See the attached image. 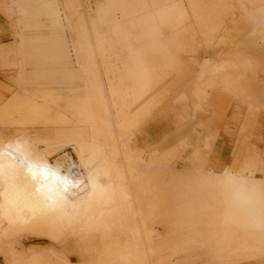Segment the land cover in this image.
Listing matches in <instances>:
<instances>
[{
    "label": "bare ground",
    "instance_id": "obj_1",
    "mask_svg": "<svg viewBox=\"0 0 264 264\" xmlns=\"http://www.w3.org/2000/svg\"><path fill=\"white\" fill-rule=\"evenodd\" d=\"M162 2H152V8L178 9L181 15L170 23L176 22L188 42L205 39L210 33L203 29L219 26L204 17L207 0ZM60 3L74 49L71 60L50 49L49 60L37 63L30 77H19L15 88L0 82V264H236L263 258L264 218L256 219L261 208L255 204L257 199L264 204V172L237 176L215 168H263L248 159L226 161L220 138L235 104L248 107L251 125L264 107V6L251 12V31L231 53L234 61L249 53L246 68L239 64L246 73L251 67L262 70V85L255 88L256 79L237 71L236 64L226 74L208 77L212 66L206 61L196 78L185 81L192 69L169 52H153L156 64L143 61L149 50L130 48L131 37L121 31L132 22H122L127 17L120 10L127 3L144 9L137 0H103L96 7L92 0ZM39 7L53 15L58 2ZM41 18L38 24L44 23ZM177 35L166 39L179 40ZM190 45L186 52L192 55ZM17 65L26 71L25 62ZM156 86L157 96L151 91ZM203 115H209L206 122ZM174 137L180 140L171 143ZM245 148L238 150L250 152ZM195 186L198 191L190 190ZM206 215L212 219L202 220ZM21 237L53 246L38 250L21 244L18 250ZM72 244L76 263L68 251Z\"/></svg>",
    "mask_w": 264,
    "mask_h": 264
},
{
    "label": "rangeland",
    "instance_id": "obj_2",
    "mask_svg": "<svg viewBox=\"0 0 264 264\" xmlns=\"http://www.w3.org/2000/svg\"><path fill=\"white\" fill-rule=\"evenodd\" d=\"M47 1H49V0H34L33 3L31 2V4H33V7L36 9V8H38V5L43 4V3H46ZM51 1L52 2H54V1H57L58 2V8L56 9V12L57 13H62L63 14V17L65 18L66 10H65L64 6L60 3L63 0H51ZM95 1H96V3H95ZM102 1L103 0H98V1L97 0H92V2L94 4V7H96V5L100 4ZM154 1L155 0H137V2L144 9L138 7V10H137L133 6L131 8L130 7L131 4H129L130 5L129 6L128 3L126 5H124L125 7H123L121 10L119 9L123 14L125 12V17H127L125 19H121V21L123 22V21H125L127 19L130 22H132V23L129 22L130 24H132L131 26L128 24L127 27H126V25H123L122 24V28H121V31L124 34L127 33L126 35H127L128 39L130 37L133 38L132 40H131V38L129 40L127 39L128 42L126 41L130 45V48L132 47V48H134V50H136L137 48H140V46L142 45L141 46V49H139V50L137 49V50L138 51L143 50V51H140V52H143V54H144V52H146V51L149 50L148 52H146V54H144V55L141 56L142 59L144 58L143 61L146 60L148 63H150V65H153L156 62L155 59H158V57L156 58V56H155V58H153V56L155 54V53L153 54V52H156V54H157V51L158 52H160V51H162V52H169L170 55L175 58L174 60L176 62H178L179 64H183V65H184V62H187L188 63L187 64L188 65V68H191L192 69V71L189 70L187 72V77H186L185 81L186 80H189V79L196 78L199 75V72L198 71L200 69V65L202 63H206V61L209 62L210 65L212 66V69H211L210 73H208V77H210L211 74H214L216 71L218 73H221V74H223V73L226 74V73L230 72L231 69H232V68L230 69L229 67H232L233 65L234 66L238 65L236 68L239 69V70H237V69H235V70L239 71L240 73L242 72L243 74L245 72L244 76L245 75H247L246 77L249 76V79L250 80L252 79V81L254 79H256V85H255L256 87L255 88H257V84L258 83H261L260 85H262L263 78L260 77V79H259V76H262L263 75V72H261L262 70L255 69V68H258V67H255V68H252L251 67L250 69H248L249 70L248 73H246V71L244 70L246 67L243 66V64H247V60L252 59L251 56H249V53L243 54V58H238V57L234 58L235 60H240V61H234L231 53L235 49H238L239 47L242 46V44H243L242 40L251 31L250 30L251 27H252L251 19H250V15L252 14L251 12H259L260 9H261V7L264 6V0H263V2H261V5L251 4L248 0H207V3L209 4L210 8L208 7V8H206V10H204V15H205L204 17L205 18L206 17L210 18V22L212 21L210 23V25H213L214 24L213 26H215V24L217 25V22H219V26H215L216 29H214L215 31L213 30L212 32H209L210 29H208V30L207 29L206 30L203 29L204 30V33L205 32L207 33V31H208V34L210 33L209 36L204 37L205 39L201 38L202 36L201 37L198 36V38H196L193 41V43L188 42L187 39H183L182 38L184 40V45H185L184 48L185 49H184V51H182V52L180 51V52L183 55L182 54H179L177 52V50L179 48H181L180 46L183 45V43H182L183 41H182V39L180 38V35H179V34H181L180 33V30L178 29L179 26L173 25L174 23H176L174 21L172 22L173 24L170 23L172 21V19L173 20H176V18L179 15H181L180 12L177 11L178 9H176V8H173L172 10L170 8H169L170 10H168V8L167 9L166 8H164V9L162 8L163 10L162 9L161 10L160 9H155V11L158 10L155 13V11L152 8V5L151 4L157 2L156 4L159 5L160 3H163L162 2L163 0H156V2H154ZM174 3H179V2H174ZM127 5H128V9L126 8ZM38 9L40 10L41 13H45V11L47 10V9H44L43 7H41V8L39 7ZM124 9H126V11ZM139 9H142V10L139 11ZM150 9L157 16H155V14H153ZM159 11L160 12L163 11V12L160 13ZM141 13H143V14H141ZM144 13H146L147 15L144 14ZM165 13H167V14H165ZM91 14L94 15L92 12H91ZM139 14H140V16L143 19L139 16ZM130 15L132 17H130ZM159 15H161V16L163 15L162 18L159 17ZM138 16H139V19L136 18ZM147 16H149L148 17L149 19L147 18ZM152 16H154L153 17V18H155L154 20H151ZM158 17L161 19V21H159L160 19ZM163 17H164V19H163ZM129 18L131 20L133 19V21H131ZM134 20H136V21H134ZM144 20H146V21L147 20L148 21L150 20L149 21L150 23H151V21H153L152 23H155V24H152V23L150 24L148 21H147V24H146V21H145V23H143ZM141 21H143V22L141 23ZM162 21H164V22H162ZM11 22L13 24H19L20 23L18 17L16 18L15 16L12 17V21ZM0 23H1V19H0ZM126 28H127V30H126ZM178 30H179V32H178ZM1 32H2V38H1V40L3 42L9 41L10 40V35L8 33H6V31H1ZM135 32L136 33L137 32L139 33V34L138 33L137 34L140 35V37L142 38V40H141V38H139V39L137 38L138 35ZM177 32H178V35H177ZM141 33L143 34V37H142V34ZM65 34L68 35V32H66ZM131 35H134V36H131ZM144 35H146V36H144ZM158 35L159 36L161 35L160 38L158 37ZM175 35L179 36L177 38H179L180 41L177 40V39H175V38L170 39V40H167L166 39V38H168L170 36H175ZM155 36H157V37H155ZM166 36H168V37H166ZM69 37H70V31H69V35L67 37L65 36L64 39H69ZM253 37H255V36H253ZM146 43L148 44V46L149 45L150 46L153 45V47L151 46L153 50L151 49L150 46L148 47ZM158 43H159L160 46H158ZM185 43H187V45ZM188 43L191 44L190 45V47H191L190 49L193 51V54L192 55L189 53V51L186 52V50L188 49V48L186 49V47L188 46ZM136 44H138L139 46L136 45ZM143 45L144 46H147V47H145V49H144V46ZM154 45L155 46L156 45L158 46V47L156 46L157 47V50H154V48L156 49V47ZM158 49H161V50H158ZM149 52H151V53H149ZM73 53H74V49L72 47V54ZM177 53L179 55H177ZM148 55H150V56H148ZM153 59H154L155 62L152 61ZM151 61H152V64H151ZM58 63H59V66H61V62H58ZM193 64H194V66H193ZM239 64L242 65V68H244V67L245 68L244 69H241V66ZM217 67H221V69L218 70ZM240 70H242V71H240ZM256 70L258 71V73H257ZM253 72H254V74L251 75V73H253ZM25 74H26V72L18 73V77H21V76L22 77H26L27 75H25ZM115 74H117V73H115ZM115 74H112V75H115ZM101 75H104V76L106 75L105 69L103 70V72H102ZM151 75H154V74L152 73ZM116 76H118V74ZM151 80L152 81H156L155 79L153 80V77H152ZM18 81H19V79H18ZM104 81H105V78H104ZM16 82H17V80H16ZM192 82H193V80H192ZM14 84H15V82H14ZM151 91L154 93V95L157 96L160 93L159 91H161V88H159V86L157 88V86H156V87H153ZM227 104L228 103L225 101L224 102V106H226ZM179 106L182 107V104L179 105ZM243 107H244V109H248V107L241 106L239 104H235V106L233 107L234 109H236L238 111V114H240V116L238 118H240L242 116V119H244L245 114L242 113L243 112L242 111ZM67 111H69V110H64L63 112L65 113ZM53 112L55 113V111H53ZM53 112L51 111V113H49L50 114L49 115V118L51 117V120H54L52 118L56 116V113L54 114ZM69 113H70V111L68 112V114ZM207 116L209 117V115H205L206 118H207ZM203 117H204V115H203ZM203 117H201V119H203L202 121H204L206 119L205 117L204 118ZM208 119L209 118H207L205 120V122ZM249 119L247 121H249ZM51 120H49V121L52 122ZM253 122H251V123H253ZM210 129H211L210 131H213L215 129L214 125H211ZM0 135H3L2 131H0ZM179 135H181V133L178 134L177 136H179ZM242 135H246V139H248V141H247V147L245 149H249L252 153L257 154V156L260 158V159L259 158L255 159V156H250L248 160L250 162H256L257 163L256 164L257 166H259V164H260V166L264 168V107L262 109H260V111H259V113L257 115V118H256V123L252 127L251 126L248 127L247 130L245 129V131H244V133ZM234 138H237L235 131L233 133V137H231L232 144H233ZM179 140H180V137H177V138L174 137V138H171L170 139V142L171 143H175V141L177 142ZM229 141H230V139H229ZM198 143L199 142H196L197 145H198ZM229 144H231V143H229ZM153 155L154 154L151 153V156L152 157H153ZM149 156L150 155L148 154L146 158H148ZM260 172L262 173V171H260ZM160 175L161 176H167V178L170 179V176L168 174H160ZM180 184L181 185L182 184H185V181L181 180L180 181ZM167 188H169V186L168 187L165 186L163 190H167ZM169 189H171V188H169ZM192 189H195V190L198 191V188L196 186L194 188H190V190H192ZM188 191H189V188H188ZM261 192H262V194H264V186L261 188ZM255 205L257 206V207L255 206V208H257V210L259 208H261L257 212L258 214H260V213L261 214L260 215L257 214L256 219L262 220V218H264V216H262V215H264V212H263L264 210L262 211V208H264V204H262L261 200L257 199ZM260 206H262V207H260ZM201 208L202 207H200V209ZM211 219L212 218L210 216H207V215L206 216H202V220H204V221H209ZM17 242H19V245L16 247L18 250H20L22 246H23L22 248H24V249H34V248H36L38 250H46V248L48 246H51V247L53 246L52 243H51V241H47V240H44V239H37V238H33V237H29V238H23V237H21V238H19L17 240ZM21 244H22V246H21ZM35 246H37V247H35ZM42 246L43 247L45 246V247L43 248ZM51 247H48L47 249H49ZM41 248H43V249H41ZM75 250H76L75 249V246H74V244H72L69 247V250L68 251L72 255L73 252L74 253L76 252ZM23 252L24 251H21V253H20V251H15V254H17V256H19V255H22ZM73 260H74L75 263L78 262V260L76 258H74Z\"/></svg>",
    "mask_w": 264,
    "mask_h": 264
},
{
    "label": "crops",
    "instance_id": "obj_3",
    "mask_svg": "<svg viewBox=\"0 0 264 264\" xmlns=\"http://www.w3.org/2000/svg\"><path fill=\"white\" fill-rule=\"evenodd\" d=\"M13 16L16 18L18 17L19 24H13L11 22ZM40 17H42L41 19L44 21L42 24H38ZM0 19V62L2 61L1 64L3 65V71L0 70V74L2 73L0 75V82L5 88H15L14 82L19 79L18 73H22L17 65L18 63H26L25 75L30 77L31 73H33L30 71L37 67V63L42 64L49 60L48 58L51 57V51H53L52 55L58 58H68L71 60V41L69 39H64L67 29L64 28L65 23L62 13H55L53 15L41 13L38 8L35 9L33 4L30 5L26 0H0ZM51 19H56L58 22L49 23ZM1 31H6V33L10 35L9 41L3 42L1 40ZM53 34L60 38L64 37L61 38V40L52 39L50 37H52ZM50 49L51 51H49ZM242 111V113L245 114L244 119H242V116L238 118L240 114L232 107L227 111L226 114L228 115L224 118V124L221 127L223 129V134L220 138V143L223 144V148H220V153L223 155V158L229 162L234 160L242 161L249 159L250 156H255V159L259 158L257 154L251 151L245 153L238 150L240 147L241 149L247 147L248 139L242 137L243 130H247L248 127L253 126L250 121H247L249 110L243 107ZM234 131L236 132L237 138H234L232 144L231 137H233ZM263 169L264 168H256L255 170L249 171L247 168L241 167L234 168L224 166L215 168L218 173L221 171H232V173L237 176H249L253 172L255 175H260L263 174L260 172H264ZM76 255L77 254L73 252L71 255L72 259L76 258L78 260V256ZM204 259L207 260V258ZM200 261L201 260H197V264L200 263ZM236 264H264V257L254 262Z\"/></svg>",
    "mask_w": 264,
    "mask_h": 264
}]
</instances>
